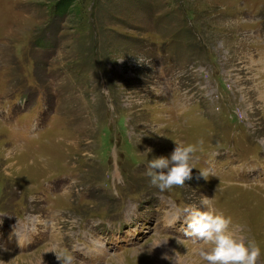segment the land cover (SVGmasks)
I'll list each match as a JSON object with an SVG mask.
<instances>
[{"label": "rangeland", "instance_id": "1", "mask_svg": "<svg viewBox=\"0 0 264 264\" xmlns=\"http://www.w3.org/2000/svg\"><path fill=\"white\" fill-rule=\"evenodd\" d=\"M201 139L184 187L150 185ZM202 195L264 264V0H0V260L205 264Z\"/></svg>", "mask_w": 264, "mask_h": 264}, {"label": "clouds", "instance_id": "2", "mask_svg": "<svg viewBox=\"0 0 264 264\" xmlns=\"http://www.w3.org/2000/svg\"><path fill=\"white\" fill-rule=\"evenodd\" d=\"M174 143L175 147L169 156H153L146 164L145 175L149 178L150 185L160 191L184 187L186 181L193 178L194 156L198 145L202 146L204 141L201 139L197 143ZM152 151L151 148H146L144 154ZM199 173L205 180L210 175L208 169H202ZM200 204L199 208L195 205L184 208V236L194 242L209 245L199 251L205 264H257L261 256L257 241L236 236L231 230V218L218 213L214 208V197L202 195ZM54 255L58 264H71L73 259L67 250ZM0 264H12V261L0 260Z\"/></svg>", "mask_w": 264, "mask_h": 264}]
</instances>
